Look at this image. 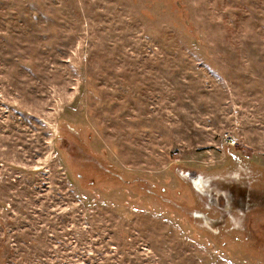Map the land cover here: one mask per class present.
<instances>
[{"label":"rangeland","instance_id":"1","mask_svg":"<svg viewBox=\"0 0 264 264\" xmlns=\"http://www.w3.org/2000/svg\"><path fill=\"white\" fill-rule=\"evenodd\" d=\"M0 264H264V0H0Z\"/></svg>","mask_w":264,"mask_h":264},{"label":"flooded vegetation","instance_id":"2","mask_svg":"<svg viewBox=\"0 0 264 264\" xmlns=\"http://www.w3.org/2000/svg\"><path fill=\"white\" fill-rule=\"evenodd\" d=\"M241 187L245 188L244 186L240 185L238 187L232 186V188L229 190L231 193H228L227 196L229 197L230 202H234L236 204L237 203L240 204V203L244 202L245 199H247L248 195L246 194V192H244V190L240 191V189H243ZM243 206H245V205H243Z\"/></svg>","mask_w":264,"mask_h":264}]
</instances>
